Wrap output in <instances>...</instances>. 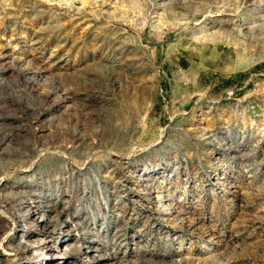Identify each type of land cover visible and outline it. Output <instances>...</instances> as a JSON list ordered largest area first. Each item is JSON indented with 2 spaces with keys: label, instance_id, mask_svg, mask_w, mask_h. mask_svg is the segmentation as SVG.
<instances>
[{
  "label": "rangeland",
  "instance_id": "rangeland-1",
  "mask_svg": "<svg viewBox=\"0 0 264 264\" xmlns=\"http://www.w3.org/2000/svg\"><path fill=\"white\" fill-rule=\"evenodd\" d=\"M0 264H264V0H0Z\"/></svg>",
  "mask_w": 264,
  "mask_h": 264
},
{
  "label": "bare ground",
  "instance_id": "bare-ground-1",
  "mask_svg": "<svg viewBox=\"0 0 264 264\" xmlns=\"http://www.w3.org/2000/svg\"><path fill=\"white\" fill-rule=\"evenodd\" d=\"M245 27V26H244ZM246 28V27H245Z\"/></svg>",
  "mask_w": 264,
  "mask_h": 264
}]
</instances>
